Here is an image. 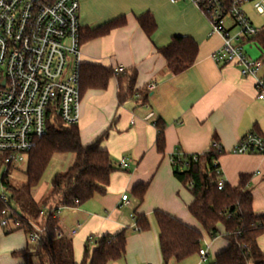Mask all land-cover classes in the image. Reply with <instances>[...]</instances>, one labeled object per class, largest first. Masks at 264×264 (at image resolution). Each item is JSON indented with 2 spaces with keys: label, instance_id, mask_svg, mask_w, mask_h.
<instances>
[{
  "label": "crops",
  "instance_id": "0c3cea01",
  "mask_svg": "<svg viewBox=\"0 0 264 264\" xmlns=\"http://www.w3.org/2000/svg\"><path fill=\"white\" fill-rule=\"evenodd\" d=\"M262 8L260 13L252 4L254 16L242 10L258 30L264 29V2ZM146 13L157 24L152 39L137 23V17ZM122 16L127 20L124 27L86 41L81 47L82 64L114 71L123 68L137 74L134 87L137 94L123 104L118 100L116 77L109 81L107 89H90L81 95L78 124L81 143L84 147L91 146L108 132L100 148L109 153L116 170L105 195L97 194L85 204L59 210L58 229L77 230L76 236L70 238L74 256L77 252V263L88 239L114 236L126 230L125 256L111 264H163L153 217L154 212L160 211L199 231L201 249L208 251V260L215 259L229 247L223 237L224 229L219 227L221 235L213 240L191 216L189 206L194 199L174 176L172 156L177 150L201 155L209 151L213 142H218L223 152L218 160L223 180L236 187L242 176H248L247 189L253 197L254 212L264 215V156L233 154L247 134L264 137V102L257 100L255 80L242 77L239 67H219L213 62L211 56L222 47L223 40L212 34L209 18L196 5L189 1L173 4L170 0H80L83 32ZM226 27L232 33L237 31L231 19ZM173 37H189L198 46L194 65L179 75L168 70L157 51L168 46ZM245 51L252 59L261 60L259 77L264 80L261 48L252 42L245 45ZM150 84L157 87L148 92ZM158 121L165 125L162 153L157 148ZM124 159L128 160V167L121 169L119 163ZM139 185L148 186L142 204L132 194ZM124 201L129 205L122 206ZM135 214L148 218L149 231L136 230ZM8 228L0 227V264H23L13 253L33 244L23 230ZM258 245L264 252V235ZM195 258L198 264V256L185 262Z\"/></svg>",
  "mask_w": 264,
  "mask_h": 264
},
{
  "label": "trees",
  "instance_id": "16d2710c",
  "mask_svg": "<svg viewBox=\"0 0 264 264\" xmlns=\"http://www.w3.org/2000/svg\"><path fill=\"white\" fill-rule=\"evenodd\" d=\"M233 1L224 0V3L230 6ZM137 23L143 33L152 39L157 31L154 17L149 13L143 14L137 17ZM126 24V17L122 16L96 29L81 31V43L105 37ZM252 42L264 53V29H260L247 43ZM157 51L165 59L168 70L173 75H179L194 65L198 46L189 37H173L168 46ZM114 77L119 83L120 104L135 97L137 74L134 70L117 73L116 70L90 64L80 67L81 95L90 89H107ZM156 127L157 148L162 153L165 125L158 121ZM107 135L108 132L93 145L84 147L78 125L69 126L54 117L48 124L47 134L37 141L28 155L25 184L20 188L13 187L8 173L4 175L2 183L7 202L0 196V220L7 218L14 227L18 224L17 229L23 230L27 237L34 232V227L44 229L38 243L13 253V257L21 259L23 264H111L124 258L126 230L114 236L88 239L80 263L75 261L72 240L57 236L59 221L56 215L59 210L77 207L89 202L95 195L107 192L111 175L116 170L109 153L100 148ZM222 153L212 146L201 155H187L177 150L172 156L173 174L190 190L194 201L189 206V213L206 234L214 240L221 235L219 227L224 229L223 237L229 242V247L215 258L214 264H264V252L258 245L259 238L264 235V215L254 212L253 197L247 189L248 176H242L236 187L225 183L224 189L218 190L222 178L218 173V160ZM56 155H73L74 159L67 171L54 177L47 199L39 204L33 191ZM147 188V185H139L133 189L132 194L139 204L143 203ZM3 212H7L8 216H4ZM153 217L158 228L163 264L172 261L182 263L198 256L202 248L199 231L160 211L154 212ZM135 222L137 231L150 230L147 217L135 214Z\"/></svg>",
  "mask_w": 264,
  "mask_h": 264
},
{
  "label": "built area",
  "instance_id": "2783aa9c",
  "mask_svg": "<svg viewBox=\"0 0 264 264\" xmlns=\"http://www.w3.org/2000/svg\"><path fill=\"white\" fill-rule=\"evenodd\" d=\"M170 1L173 4L189 1L209 18L212 34L223 40L222 47L211 56L213 62L219 67H239L242 77L255 80L257 100L264 102V80L259 77L261 60L252 59L245 51V45L259 30L242 11L245 3L252 2L263 13L264 0H235L230 6L224 0ZM228 19L233 21L235 33L227 29ZM81 31L80 0H0V164L4 169L0 196L4 202H7L4 175L27 164L28 155L47 134L52 118L69 126L79 124ZM116 71L121 73L124 69ZM156 87L150 84L147 91ZM211 146L222 152L218 142ZM233 154L264 156V137L247 134ZM119 166L127 168L128 160H121ZM218 173L221 174L220 170ZM224 184L221 178L219 191ZM127 205L128 201L122 203ZM10 223L7 218L1 219L0 227L7 228ZM43 233L44 229L34 227L29 242L38 243ZM76 234L77 230L57 231L59 239H70ZM198 257V264H206L208 251L201 249Z\"/></svg>",
  "mask_w": 264,
  "mask_h": 264
},
{
  "label": "rangeland",
  "instance_id": "374dc122",
  "mask_svg": "<svg viewBox=\"0 0 264 264\" xmlns=\"http://www.w3.org/2000/svg\"><path fill=\"white\" fill-rule=\"evenodd\" d=\"M252 4H253L252 2L245 3L244 6L242 7V10L245 13H247L251 16H254L256 13L252 9ZM73 159H74L73 155H56L52 158L48 168L46 169V171H45V173H44V175L40 181L39 186L33 191V196H34L35 200L37 199L36 201L39 204L43 203L47 199V197L50 193V190H51V184H52L54 177L56 175L62 174L65 171H67V169L72 165ZM26 165L27 164H24L21 167V169L11 170L8 173V175H9L8 180L13 187L20 188L25 184V182H26V176H25ZM3 172H4V169L0 164V176L3 174ZM65 212H67V211H64V213ZM10 228H14V226L10 225L8 229H10ZM80 255H81V257L78 259L79 262L81 261L82 255H83V249L82 248L80 250ZM75 256L77 257V252H76ZM75 261H76V263L78 262L77 260H75ZM214 261H215V259L212 257L208 260V262L206 264H214ZM184 263H186V262H184ZM196 263H197V258H195L194 260H192L190 262L188 261L186 264H196Z\"/></svg>",
  "mask_w": 264,
  "mask_h": 264
}]
</instances>
